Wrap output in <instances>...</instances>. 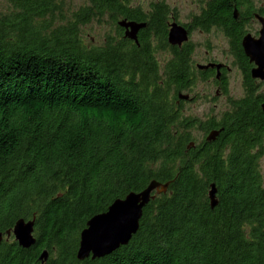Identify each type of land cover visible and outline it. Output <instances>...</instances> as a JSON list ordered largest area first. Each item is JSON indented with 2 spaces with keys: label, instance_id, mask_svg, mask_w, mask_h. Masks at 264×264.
I'll return each instance as SVG.
<instances>
[{
  "label": "trees",
  "instance_id": "obj_1",
  "mask_svg": "<svg viewBox=\"0 0 264 264\" xmlns=\"http://www.w3.org/2000/svg\"><path fill=\"white\" fill-rule=\"evenodd\" d=\"M0 7V233L35 218L36 243L13 236L0 264H264V93L245 71L246 100L221 123L183 113L179 94L206 78L192 48L163 50L167 8L144 12L130 0H84L57 24L65 0H3ZM240 0H211L198 24L233 19ZM109 18L118 40L87 48L80 27ZM146 23L138 45L118 21ZM242 29L241 26L236 27ZM240 42V33L230 37ZM226 91V90H225ZM181 104V103H180ZM193 130L214 141L197 140ZM151 181L169 183L144 207L131 241L97 260L78 261L86 223ZM216 188L211 208L208 192Z\"/></svg>",
  "mask_w": 264,
  "mask_h": 264
},
{
  "label": "flooded vegetation",
  "instance_id": "obj_2",
  "mask_svg": "<svg viewBox=\"0 0 264 264\" xmlns=\"http://www.w3.org/2000/svg\"><path fill=\"white\" fill-rule=\"evenodd\" d=\"M210 1L211 0H195L193 2L194 9L190 13L186 23L179 24L180 26L178 25V27L183 28L187 32L188 41L186 44H189L192 48V54L194 53L195 46L192 42H189V39L191 36H193V34H199L200 36L205 35L211 38L214 37L215 40H217L216 46H213L211 51L204 50L203 62L201 64L193 65L194 61L192 60V54L190 57V63L194 69L200 74H205V77L207 76L204 79L200 78V81L210 84L215 92L213 96L206 94H202V96L199 94H182L188 95V100H182L178 98L176 104L183 106L184 104H195L198 99L202 101L207 100L209 103H212V108H210L211 111H216L217 109H219V111L217 112V115L212 113L209 114L211 112L210 111L208 113L209 115L207 114L205 115L206 117L204 119L199 120L204 122L214 120L219 124L223 121L227 114H232L235 111L237 107L236 105L239 102L246 100L250 95L245 91V71H248L251 77L250 71L255 66L249 62L248 58L244 54L242 48V39L246 35H251L254 38L259 37L262 26L264 25V0H240L239 5L233 8V19L231 20H235V23H232L228 20L226 23L222 22L221 24L218 23L208 27H202L198 24V20H200L203 13L206 11ZM156 4L157 3L155 2L150 4L151 6L148 12L150 9H156ZM166 8L168 12L166 14V20L164 24L165 28L167 29V46L165 43L163 44L166 49L163 50L160 48V44L156 41V38L154 39L155 45L149 47V49H151L153 52L152 58L155 61V66L156 62L162 65L166 60L171 59V52L167 48L168 46L181 47L183 45H171L168 41V34L170 31L168 28V21L171 17V10H169L170 8L168 7ZM235 26H241L242 29L235 28ZM139 32L137 34V38ZM121 33L124 37V29H122ZM237 33H240L241 40L240 42L236 41L233 44L230 37ZM157 54L162 55L164 58L162 62H160V60L156 57ZM252 80L254 81V84H257L259 89L263 91L261 93H264V83H261L258 80ZM206 137L207 134L202 135L200 140H205ZM4 239L7 240V238H3V240Z\"/></svg>",
  "mask_w": 264,
  "mask_h": 264
},
{
  "label": "water",
  "instance_id": "obj_3",
  "mask_svg": "<svg viewBox=\"0 0 264 264\" xmlns=\"http://www.w3.org/2000/svg\"><path fill=\"white\" fill-rule=\"evenodd\" d=\"M117 25L124 29V37L137 45V34L146 27L145 23L125 19L118 21ZM186 40L187 32L183 28L174 25L170 29L168 41L171 45H181ZM242 48L249 62L255 66L250 71L251 78L264 83V25L258 38L251 35L243 37ZM178 98L188 100L189 96L179 94ZM261 110L264 112V103L261 104ZM218 135L219 131H211L207 135L206 141H214ZM168 187L169 183L161 184L151 181L144 190L138 193H129L125 198L115 200L106 212L92 217L80 233L79 248L76 254L77 260L101 259L112 254L120 247L126 246L139 229L144 207L155 195L165 193ZM208 198L211 208H214L218 204L214 184L210 186ZM34 225L35 218L27 221L24 219L17 220L13 228L5 233V236L8 239L12 235L18 246L29 249L36 243L33 236ZM3 236L0 233V244L4 238ZM47 258L48 252L44 250L39 256V261L43 264Z\"/></svg>",
  "mask_w": 264,
  "mask_h": 264
},
{
  "label": "rangeland",
  "instance_id": "obj_4",
  "mask_svg": "<svg viewBox=\"0 0 264 264\" xmlns=\"http://www.w3.org/2000/svg\"><path fill=\"white\" fill-rule=\"evenodd\" d=\"M194 1L195 0H130L129 4L134 8L141 9L144 12H148L151 6L150 4L153 2L157 4L162 3L166 7L170 8L171 17L168 21V28L170 30L174 25L178 26L179 24L186 23L190 13L194 9ZM83 6H85L84 0H65L61 11L55 14L56 23L61 24L65 22L63 20L71 19L72 13L79 10ZM0 7H5V2L3 0H0ZM106 35L113 36L115 40H118L117 31L113 22L109 18H104L99 22L91 21L89 24L80 27L78 32L79 40L82 45L90 49L102 47ZM187 41L188 39L184 43ZM189 42H192L195 46L194 53L192 54V60L194 61L193 65L201 64L203 62L204 50L211 51V48L217 44V40H215L214 37L211 38L205 35L200 36L199 34H193V36L190 37ZM156 57L160 60V62L164 60L160 54H157ZM214 92L215 90L210 84L198 80L189 94H199L200 96H202V94H206L213 96ZM261 92L263 91L259 89V93ZM210 108H212L211 102L209 103L207 100L202 101L198 99L195 104H184L183 113L185 115L197 117L198 119H204L206 117L205 115L211 111ZM218 111L219 109L211 111L209 114L212 113L217 115ZM192 133L197 140H200L202 137V134L197 130H193ZM260 172L264 183V156L260 160Z\"/></svg>",
  "mask_w": 264,
  "mask_h": 264
}]
</instances>
